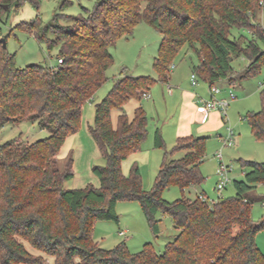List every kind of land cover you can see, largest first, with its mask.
<instances>
[{"label":"trees","instance_id":"trees-1","mask_svg":"<svg viewBox=\"0 0 264 264\" xmlns=\"http://www.w3.org/2000/svg\"><path fill=\"white\" fill-rule=\"evenodd\" d=\"M24 1L38 7L40 0H0V18ZM261 9L264 0H98L91 10L65 15L66 25L58 22L57 13L44 26L37 17L19 24L49 49L58 47L55 67H18L14 53L0 42V126L28 120L47 130L45 137L31 142L19 135L0 145V264H47V258L51 264H264L255 240L264 218L253 222V198L248 195L264 184V162L239 158L243 177L233 179L234 194L229 197L208 201L203 192L190 198L185 190L205 179L200 165L207 137L179 136L167 150L155 128L153 146L164 154L152 187H142L136 164L127 174L122 172V161L138 151L148 135L143 108L135 107L129 117L124 105L140 99L157 79L165 81L182 48L197 56L192 72L209 86L221 81L235 86L256 75L264 66V28L257 20ZM140 23L161 35L152 62L157 79L127 74L114 79L95 103L88 125L104 159L92 166L99 186L66 188L64 182L74 174L73 158L59 168L56 155L65 138L79 130L83 104L92 101L107 80L113 62L110 48L132 36ZM233 27L247 28L251 37L231 35ZM240 56L247 65L234 73L232 61ZM260 99L261 109L245 118L252 135L264 140V85ZM113 109L119 111L115 124ZM175 151L183 153L173 157ZM171 186L182 196L168 201L162 192ZM120 200L138 201L154 235L160 232L156 214L170 217L176 233L162 251L151 241L131 251L124 240L112 248L94 240L96 221L118 222Z\"/></svg>","mask_w":264,"mask_h":264},{"label":"rangeland","instance_id":"rangeland-1","mask_svg":"<svg viewBox=\"0 0 264 264\" xmlns=\"http://www.w3.org/2000/svg\"><path fill=\"white\" fill-rule=\"evenodd\" d=\"M98 0H40L38 7L32 5L29 1H24L21 6L11 7L7 13L0 18V38L6 41V50L14 53L15 64L18 67H23L28 64L36 63L41 65H49L55 67L57 65L58 47L54 46L49 49L44 41L38 40L35 35L26 29L19 26L22 22H29L34 18H38L40 26L48 24L54 14H59L58 22L62 25L69 23L65 15H77L84 13L86 10H91L95 2ZM257 20L264 28V10L261 9L257 13ZM231 35H244L251 37L247 28L233 27ZM48 37H53L49 34ZM161 35L152 26L146 23H140L135 27V30L129 38H121L111 47L113 62L106 70L107 80L99 87L93 96V101H88L83 104V117L81 116V124L83 131L78 133L82 141H84V133L87 135V124L90 122L94 105L102 99L108 90L112 87L114 78L120 74L124 68V73H133L134 75H152L155 77V71L152 67V62L157 54V49ZM260 44H262L260 42ZM184 48L174 58L173 64L188 62L191 58L193 61L194 55L185 54ZM244 57L234 58L232 66L234 69L243 68L245 65ZM174 68V67H173ZM171 68L170 70H172ZM152 73V74H151ZM264 79V66L260 71L251 77H248L240 82V85L235 87L221 88V95L227 96L231 89L236 97L232 99L225 109L224 125L219 129L204 133L206 138L205 143V159L200 165V170L205 176L203 183L200 186H193L185 190L184 195L194 198L200 193H205L208 201L217 200L218 192L215 189L219 175L216 173V168L219 164L215 153L221 151V161L228 168L230 181L221 191L222 197H229L234 194L233 179L242 177L243 168L238 159L256 160L264 162V140L256 139L250 130L249 124L245 118L246 114L251 111L261 109L260 99V83ZM201 82L197 78V83ZM155 84L152 85L155 86ZM167 84H165V87ZM150 88L158 90V88ZM167 90V88H166ZM165 92L166 95H169ZM98 99V100H97ZM165 99L154 98L152 93L147 92V95L140 99L132 98L125 105L124 109L129 117L133 115L134 104L140 105L148 117V135L142 142L140 150L149 149L151 151V159L149 163L139 160L136 164L141 175L142 187L150 189L157 170L162 161L163 149L153 146V134L155 127L160 129L165 142V149L169 150L175 144V139L170 131H174L177 120V105L175 101L166 103ZM117 109L112 110V121L115 124ZM223 116V115H222ZM233 129L235 140L232 145H223V137L226 133V127ZM86 130V131H85ZM83 132V133H82ZM89 132V131H88ZM164 133V134H163ZM21 135L22 138L33 141L38 138L45 137L47 132L40 129L36 122L24 120L20 123H4L0 126V145L7 140ZM221 135V136H219ZM195 136V135H194ZM89 140L90 137H87ZM93 142V141H92ZM75 152L72 158H75L73 163L74 176L67 180L66 188L83 187L89 181L88 176L92 174L88 161H93V164H103L104 159L94 145V142L86 144L84 141L85 150L82 154L77 153V145L72 146ZM76 153V155H75ZM182 151L172 153L173 157H180ZM146 160V159H144ZM141 161V162H140ZM64 159L58 160L59 168H63ZM79 184V186H75ZM248 195L253 198L251 217L254 223L259 222L264 218V184H258L255 188L248 192ZM182 196L181 190L176 186H171L163 190L162 197L168 201H172ZM116 211L118 213V222L98 220L94 225L93 238L103 248H112L120 241L124 240L131 251H137L141 248L144 242L151 241L154 243L157 251H162L165 243L174 232L172 222L168 215L158 212L157 218L160 219V232L154 235L145 218V215L138 203L135 200H120L116 203ZM124 230H126L124 232ZM256 244L264 254V228H260L256 232ZM51 264V262L47 263Z\"/></svg>","mask_w":264,"mask_h":264},{"label":"crops","instance_id":"crops-1","mask_svg":"<svg viewBox=\"0 0 264 264\" xmlns=\"http://www.w3.org/2000/svg\"><path fill=\"white\" fill-rule=\"evenodd\" d=\"M184 49H186L185 54L194 55L195 61H193L190 58L188 62L185 61L183 63H177L174 66V68L172 70H170V72L167 76V79L165 81L158 80L157 75L155 74V77H154V76H152L153 74L151 73L152 74L151 76L157 79L155 82L156 85L153 86L152 88H158V90H152V92L150 90L148 91L150 94L152 93V96H154V98L155 97L158 98V100H160L161 98L165 99V101H164L165 103L167 101H169V102L175 101V104L177 105L178 114H177V120L175 123L174 131L173 130L170 131V133L173 135V138L175 140L177 137L185 136V135L205 136L204 133L219 129L221 126L224 125L223 124L224 119H223L221 112L218 110H206L204 108L202 102L199 100L200 98L207 99L210 97V95H211L210 94V86L208 85L207 82L202 81L201 79H199L201 82H199L198 84L193 85L191 83L190 74L193 70L192 67H193V65L198 64L199 60H198L197 56L191 52V50H189L187 48H184ZM247 62L248 61L245 60L244 67L247 65ZM243 68L234 69V73L240 72L241 70H243ZM123 70H124V68L121 70L122 73L120 72V74L117 75L116 77L122 76L124 74L134 75L133 73H126V72L124 73ZM145 75H148V74H145ZM134 76H136V75H134ZM113 82H114V80H113ZM113 82H112V85H113ZM165 84H167L166 85L167 87H165ZM218 85L223 89H226L228 87H235V86H230L226 81H221L218 83ZM236 85H240V82L237 83ZM240 87H242V85H240ZM166 88H167V90H166ZM166 91H168L167 93L169 95L165 94ZM92 101H93V99H92ZM135 104H134L135 107L139 106V105L136 106ZM118 113H119V111H118ZM118 113H117V115H118ZM117 115H116V118H117ZM93 116H94V109L92 112V117H90L91 121L90 122L88 121L87 128H86L87 130H88V125L91 124L93 121ZM82 117H83V109H82ZM115 122H116V119H115ZM155 128H158V127H155ZM45 131L47 132V130H45ZM81 131H83L82 124L80 125V128L76 133L70 134L65 138L64 143L62 144L59 152L56 155L57 160L62 158V159H64V163H65L66 159L69 156H72V154L75 152V150L72 149L73 148L72 146L74 145V143L77 145V153L78 154H82L83 151L85 150V148H83L84 147V141H86V144L88 146H89V144L94 142V145H96V148L99 151L96 142L92 138L90 132H88L89 130L86 132L87 135H89V136H86L85 133L83 134L84 135V139H83L84 141H82V138H80V136L78 134V133H81ZM219 136H221V135H219ZM87 137H90V139H92V140H89ZM99 153H100V151H99ZM75 155H76V153H75ZM151 157H152V155H151V151H149V149H145L143 151L139 149L138 151H135V152L129 154L128 157L122 161V172L124 174H127L129 172V169L131 168V166L138 164L139 160H143V161H146V163L147 162L149 163V160L151 159ZM144 159H146V160H144ZM73 163L75 164V158H73ZM88 164H89L88 167H90V170L92 172V166L95 164H93V161H90V160L88 161ZM242 173H244V172H242ZM73 176H74V174H73ZM242 177H243V174H242ZM88 178H89V181L87 183H85V185H87L88 183H91L94 186H99V183H100L99 179L96 177V175L93 174V172H92V174H90L88 176ZM241 178H239V179H241ZM66 182L67 181L64 182V187H67V185H65ZM75 186H79V184L74 185V187ZM75 188H78V187H75ZM172 228H173V226H172ZM125 231L126 230H124V232ZM175 233H176V230L174 229V232L172 233L171 236H173ZM51 261H52L51 258H47L46 263H49Z\"/></svg>","mask_w":264,"mask_h":264},{"label":"built area","instance_id":"built-area-1","mask_svg":"<svg viewBox=\"0 0 264 264\" xmlns=\"http://www.w3.org/2000/svg\"><path fill=\"white\" fill-rule=\"evenodd\" d=\"M61 61V60H59ZM175 65L171 63L170 69L173 68ZM190 81L193 85L197 83V76L194 72L190 74ZM261 86L264 85V79L260 83ZM221 87L219 85H212L210 86V97L200 98L199 100L202 102L204 108L206 110H218L223 115V119L225 120V109L228 106L229 102L236 97L234 92L230 89L228 91L227 96H221ZM143 96L147 95V92L142 94ZM235 136L233 129L229 126L226 127V133L222 139L223 145H232L234 143ZM215 157L218 159L219 164L216 168V173L219 175L218 181L216 183L215 189L218 192V198L221 197V191L225 187V185L230 181V177L228 175V168L227 166L221 161L222 154L221 151L215 153Z\"/></svg>","mask_w":264,"mask_h":264},{"label":"water","instance_id":"water-1","mask_svg":"<svg viewBox=\"0 0 264 264\" xmlns=\"http://www.w3.org/2000/svg\"><path fill=\"white\" fill-rule=\"evenodd\" d=\"M0 42L2 43L3 48H5L6 47V41H5V39L4 38H0Z\"/></svg>","mask_w":264,"mask_h":264}]
</instances>
